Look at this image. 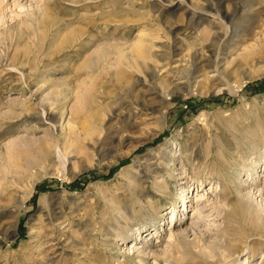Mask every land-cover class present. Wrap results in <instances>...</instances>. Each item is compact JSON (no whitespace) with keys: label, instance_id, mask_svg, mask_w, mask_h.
I'll return each mask as SVG.
<instances>
[{"label":"rangeland","instance_id":"rangeland-1","mask_svg":"<svg viewBox=\"0 0 264 264\" xmlns=\"http://www.w3.org/2000/svg\"><path fill=\"white\" fill-rule=\"evenodd\" d=\"M249 193L264 0H0V264H264Z\"/></svg>","mask_w":264,"mask_h":264},{"label":"bare ground","instance_id":"bare-ground-1","mask_svg":"<svg viewBox=\"0 0 264 264\" xmlns=\"http://www.w3.org/2000/svg\"><path fill=\"white\" fill-rule=\"evenodd\" d=\"M47 8V7H46ZM42 10H44V9H40L39 8V10L38 11H36V12H40V13H42V15H43V17L45 18V20L46 21H48L50 18L48 17V13L47 12H45V11H42ZM38 14V13H37ZM42 18V17H41ZM58 22V21H57ZM50 26H51V24H50ZM80 101H81V103H83L82 105H84V103L85 104H87V102L89 101V98L86 96V95H82V96H80ZM77 109V108H76ZM79 111H80V109H79ZM248 200L255 206V213H256V215H258V217L260 218L259 219V222H260V225L262 226V227H264V215H262V210H264V206H262L261 204H259V202H257V200H256V198L254 197V194L252 195V194H248ZM185 203V202H184ZM203 206H200V204L198 203L197 205H196V210H197V213L199 214V216L200 215H203V209L204 208H202ZM196 212V211H195ZM207 216V215H206ZM212 216V215H211ZM202 219V218H201ZM139 230V229H138ZM177 235L178 236H181V235H184V236H188V232L187 231H185L184 233H177ZM170 236H172V235H170ZM170 239H172V237H169ZM174 238V237H173ZM218 242V241H217ZM217 242H212L211 244H213V248L211 247V248H209V250L208 249H206V248H208V247H206V248H204L203 246L202 247H199L198 248V252L199 253H201V254H206V255H208V256H210V257H213L214 256V252H213V250L214 251H218V244H220V243H218L217 244ZM168 244V243H167ZM139 245V244H138ZM146 245V244H145ZM148 245H146V247H147ZM168 246H170V245H168ZM142 247H144V246H142ZM145 247V248H146ZM225 247V246H224ZM170 247H168V248H165V249H169ZM218 248V249H217ZM230 250V249H229ZM138 251V253H144V250H141V249H138L137 250ZM165 252H166V254L169 252V250H165ZM164 252V253H165ZM155 253V252H154ZM225 254V253H224ZM160 257V256H159ZM169 259V258H168ZM217 259V258H216ZM171 260V259H170ZM245 262H247V261H245ZM156 263H157V261H156ZM167 263V262H166ZM158 264V263H157ZM167 264H170V263H167Z\"/></svg>","mask_w":264,"mask_h":264}]
</instances>
